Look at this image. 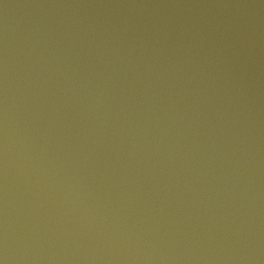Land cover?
Segmentation results:
<instances>
[{
	"label": "water",
	"instance_id": "obj_1",
	"mask_svg": "<svg viewBox=\"0 0 264 264\" xmlns=\"http://www.w3.org/2000/svg\"><path fill=\"white\" fill-rule=\"evenodd\" d=\"M0 264H264V0H0Z\"/></svg>",
	"mask_w": 264,
	"mask_h": 264
}]
</instances>
